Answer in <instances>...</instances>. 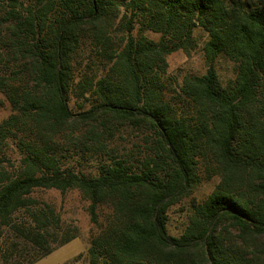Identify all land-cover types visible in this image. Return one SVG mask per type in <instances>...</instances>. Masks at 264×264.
I'll return each mask as SVG.
<instances>
[{"label": "trees", "instance_id": "trees-1", "mask_svg": "<svg viewBox=\"0 0 264 264\" xmlns=\"http://www.w3.org/2000/svg\"><path fill=\"white\" fill-rule=\"evenodd\" d=\"M197 33L205 72L169 77ZM0 93V264L77 238L34 196L51 189L88 201L86 264H264V0H0ZM136 131L142 156L111 153ZM214 179L170 235L169 209Z\"/></svg>", "mask_w": 264, "mask_h": 264}, {"label": "rangeland", "instance_id": "rangeland-1", "mask_svg": "<svg viewBox=\"0 0 264 264\" xmlns=\"http://www.w3.org/2000/svg\"><path fill=\"white\" fill-rule=\"evenodd\" d=\"M197 39L198 46L193 51H177L168 56L167 75L169 77L180 80L187 73L203 74L205 72L207 66L202 50L205 37L201 33H197ZM216 68L221 83L226 85L227 81L233 76L231 64L220 60L216 64ZM10 113L9 103L0 93V122L5 120ZM141 137L142 135L138 131L122 133L120 138L115 139L116 142L110 144L109 148L114 149L111 153L115 156H142L143 152H145V146ZM70 160L77 170H81L86 174H95L98 165L103 161L99 156L90 158L87 155L74 156ZM216 183L217 179L202 183L185 197L180 204L169 209L167 231L170 235L179 236L183 232L188 223L192 203L204 201L212 192ZM34 196L39 202L52 205L65 226L78 229L76 239L57 247L49 256L35 264H71L73 262L75 264H86L90 240L98 233V230L90 222L87 212L88 201L77 190H68L64 193L54 189L41 190L36 192ZM100 220H103L102 213H100Z\"/></svg>", "mask_w": 264, "mask_h": 264}]
</instances>
